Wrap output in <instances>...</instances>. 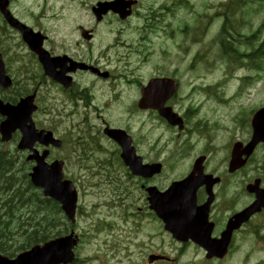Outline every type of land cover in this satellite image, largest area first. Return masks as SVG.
I'll return each instance as SVG.
<instances>
[{
	"label": "flooded vegetation",
	"instance_id": "flooded-vegetation-1",
	"mask_svg": "<svg viewBox=\"0 0 264 264\" xmlns=\"http://www.w3.org/2000/svg\"><path fill=\"white\" fill-rule=\"evenodd\" d=\"M15 2L16 0H10L12 12L15 16L25 19V11H21ZM142 6L143 0H139L134 13L140 12L143 18H156L158 26H148L146 23L144 26L127 27L126 22L130 18L123 21L115 13H109L101 21L93 19L91 25L84 27V30L88 31L84 38L81 25L71 30L59 26H53L47 30L39 25H33L35 29L44 31V46L51 56L60 58L55 66V74H60L66 69L67 75L71 77L72 82L68 87L63 84L62 78L47 75L38 56L31 51L28 53L24 51L25 56L14 53V56L6 57L8 63L13 61L20 64L17 70L20 74L23 71L25 80H33L27 87H32L37 92L38 103L49 104V96L44 95V91H48L52 98L51 104H56L61 111L68 112L70 104L66 99L70 95L79 99L84 108V198L91 200L85 206L91 211L98 210L97 213L91 214L92 216L108 218L110 209L107 210L108 203L105 198L108 197L109 191L115 188L117 205L109 217L118 220L119 227H125L131 222L141 226L143 218L151 221L153 212L148 204L146 188L152 185L160 188L161 185L157 181L158 175L144 178L131 174L122 161V148L119 142L105 134V129L124 128L132 136L133 145L137 154L142 157L143 163H153L159 160L152 158L154 128L151 120L153 116L178 136L198 133L201 124L200 120L194 122L190 118L188 109L183 110V106L179 108L183 86L178 79L179 76L177 77V67L169 73L166 62H157L155 48L144 45L151 39L155 30L157 32L154 38L163 40L162 34L166 32L167 26L161 23L160 14H146L141 11ZM50 8L53 7L50 6ZM65 8L66 6H63L61 10ZM7 26L1 18L0 41L9 40V36L17 38L19 35L14 32L10 35ZM10 46L16 49L15 45ZM22 46L25 48L24 44L18 45V48ZM139 50L141 54L147 55L148 60L142 58V63L133 65ZM62 58H65L64 62L61 61ZM71 58L83 62L84 66L74 67V61ZM144 90L151 95L149 100L156 96L167 97L165 106H171L181 114L184 119V129L180 131L176 126H170L152 108H140ZM137 112L145 114L148 121L141 122L139 126H135L134 123L127 124ZM122 116L130 119L122 124ZM240 125L248 128L247 119H241ZM247 135L246 132L241 140L245 141ZM260 145L262 144L258 146ZM202 155L206 157L204 173L220 178V182L213 187L215 200L210 208L209 221H205V227H210L211 224V235L214 238H220L226 232L227 257L237 260L239 264H247L246 258L254 251V248L264 246V218L252 217L248 221L236 223L234 215L249 205L250 195L247 188L250 183L260 179V185L264 187V156L258 152L256 157L252 159V155L244 166L231 171L230 160L225 161L226 164H222L220 168L212 167L208 142L198 157ZM198 157L186 159L185 155L181 156L179 161L185 162L186 166L180 179L185 178L193 170ZM199 172L200 169L196 171L197 176L200 175ZM241 195L244 199L247 198V201L240 206L234 203V199ZM207 198L206 185L202 184L198 189V203L203 204ZM229 223L230 227H228ZM181 246H193L199 252L205 253L203 248L191 241ZM149 247L153 248L150 244ZM136 249L143 250V245H137ZM155 251L156 254L166 255L163 252V246L156 247ZM160 261L166 260H158L153 264Z\"/></svg>",
	"mask_w": 264,
	"mask_h": 264
},
{
	"label": "rangeland",
	"instance_id": "rangeland-1",
	"mask_svg": "<svg viewBox=\"0 0 264 264\" xmlns=\"http://www.w3.org/2000/svg\"><path fill=\"white\" fill-rule=\"evenodd\" d=\"M46 0H17V7L21 11H25L26 6H29L31 3H35L34 6V13L26 14L25 20L29 22L32 25H39L47 30H50L53 26H59L60 28L71 30L73 27L84 23L86 20L91 19V13L89 10L88 4H90L91 0H81L84 2L83 5H79L77 3H74L71 7L61 10L63 6L69 5L68 0H47L46 5H50L53 7L52 9L49 6H46L43 8V5L46 3ZM245 0L241 1H233L238 2L240 4V8L238 10V13L236 14V17L238 19V22L243 26L240 30L245 35H250L256 31H258V35H256L255 39L257 38L260 42L264 39V2H252L249 3L248 1L244 2ZM264 1V0H261ZM45 2V3H44ZM182 3L188 4L193 11H189L188 9L183 8ZM168 4L170 7L168 9H164L163 5ZM227 4H230V0H143V6L141 7V11L149 14V13H158L160 14V20L163 22H167L168 24H173V27L171 30H168L166 33L162 34L164 37L163 40L161 39H155V32L151 35V42L149 44V47L153 46L155 48V51L157 53L156 60L158 63L166 62L168 64V70L169 73L172 72L174 67L180 66L182 62V55L183 53L187 54V51L185 46L188 45L190 42L192 43L191 46V52L194 53L197 50L203 51L207 45L210 46V56L211 58H216L218 55V48L214 42L221 41V31L224 24L225 16L223 14V11L226 10ZM251 5H254L251 6ZM246 6V12L243 11L242 7ZM42 11L43 16L38 18L36 15L39 14ZM227 9V13H228ZM199 13H205L207 15H211V18H207L203 16V19H200V22H204L205 28L201 31L200 28L196 27V19L198 18ZM204 15V14H203ZM210 21V23H209ZM151 22L150 18H143L140 16V12L134 14L126 23L127 27H133L135 25L144 26L146 23ZM199 22V24H200ZM209 23V24H208ZM186 24L190 25L192 30L189 31V28L186 26ZM195 26V27H192ZM181 27H184V33L180 31ZM232 35L228 37L230 40H233V37L235 39V43L241 42V37H237L235 32L230 30ZM203 36V40L200 41V43H195L196 39H201ZM10 39H5L1 42L2 48H8L9 54L8 56L11 57L14 54V48L10 47V45H15L18 43V39L13 36H9ZM154 38V40L152 39ZM191 39L190 41L188 39ZM197 41V40H196ZM258 42V44L260 43ZM257 44V45H258ZM146 45V42L144 43ZM208 48H206L207 50ZM16 51L18 53H21L25 56V53L23 50L19 49L16 46ZM212 60V59H211ZM6 61V59H5ZM200 63H196L194 76L198 77V90H201L200 85H204L205 82H203V79H213V80H219L222 77L226 76L228 73V66L227 64L221 65L215 63V64H207L205 63V68L198 70V66ZM19 63H13L11 62L9 64L10 66V72L13 73L17 78H20L21 75L18 72V66ZM234 75V79H231L230 82H224V91L226 93H233L236 89V80L235 76L237 75H245L247 73H251L248 70H245L244 68H238L232 71ZM181 78V80L186 79L184 83V89L185 84L188 82V79L190 78V74L183 72L182 74H178L177 77ZM262 78L258 80L257 82H253V86L250 87V82H248L246 85L243 83L241 88L243 89L242 95L243 97L240 99V102H233L232 104L228 105V101L223 103H215L211 102V107L214 110V113L212 114L211 124H214V122H217V127L210 131V134L212 135L214 139V143L218 141V144L216 145V150L212 154V167L214 168H220L222 164H226L224 160H220L224 155V146H225V140H227V137L230 134L231 127H233V115L238 107L246 106L245 113L243 114L244 118H250L252 111L259 107L260 104H264V71L261 72ZM22 78V77H21ZM23 79V78H22ZM240 82L242 80H239ZM238 81V82H239ZM248 88V94L246 95L244 88ZM212 92L217 94L215 89L210 88ZM44 95H48L50 100L48 101L49 104H51L52 98L48 91H44ZM218 96V94H217ZM199 100L196 97H190L185 98V104L193 105V107L198 106L196 109L199 110L200 104L198 103ZM259 103V104H258ZM40 110H38L34 114V120L38 127L42 126L44 128H50L54 126V122L52 118V115L46 114L43 110L42 104L38 103ZM248 105V106H247ZM208 105H204L199 110V115L201 117H204L206 115L203 114L202 110L204 107ZM121 112V111H120ZM53 115H56L54 112H52ZM131 116V115H129ZM128 116V117H129ZM127 117V116H126ZM72 120H75L76 122H81L84 124V111H81L79 109V112H77L74 116H71V118H65L63 121H60L58 123V128H56V134L58 137H62L66 131L70 134L73 133L76 129L71 126ZM152 123V122H151ZM162 134L163 135V142L161 143V146L156 147L152 150V158L160 157L164 160H166L167 164V170L166 174L163 178L158 179V183L161 185H166L172 180H175L184 170L186 164H182L179 162H174L173 160L176 159L177 155H183V152L180 150V147L178 145L177 141H180L181 138H176V135L172 134V138L176 140V142L170 141L171 134L165 133L163 128L160 127L158 130L153 131V138L156 139L158 136ZM206 142V138H202L200 140V145L198 149H195L191 151L192 154H195L197 150L203 148L204 144ZM4 148L13 149L15 148L13 144H6L4 145ZM263 148L260 147L259 150ZM57 155L66 157L68 154V148H64L61 150H54L53 154L49 157V161L53 160L54 158H57ZM102 157L104 156L103 154ZM60 158V157H58ZM67 158V157H66ZM65 175L67 178L74 177L77 178V175L80 176L81 179H84L83 173L75 165V163L71 160H67L65 165ZM69 176V177H68ZM78 192H79V206L88 205L90 203L89 198H84V187L81 185V182L77 179V182L75 183ZM99 221H105L108 223H111L114 226V230L112 232H100L98 235L102 237V235L105 234H119L120 232L117 230L116 226L119 224L118 220H116L114 217L104 218V217H90L88 219L84 218V215H77V228L76 231L78 233H84V230L86 232H91L93 230V225L96 222ZM142 226L139 229V237L138 239L140 241L146 239V235L156 234L160 235L157 238L153 239V243L157 244H163L165 248L164 251L168 252V255L175 258L174 263L169 264H236L233 261H225V262H218L216 260L214 261H208V259L204 256L203 253L199 252L195 247L193 246H185L181 250V244L176 242L169 233L165 232L163 227L157 228L155 222H153L151 225L148 226V219L143 218L142 219ZM138 230V229H137ZM122 233V232H121ZM128 241H131V247L130 250L133 252H129V250H124L125 247L130 246V243H127ZM125 241V239H120L118 244L122 247L120 251H118L116 254H110L109 256H104L102 253V244L100 242L96 241H90L87 242L83 240L81 245L77 249V253L79 257L83 259H87L86 264H148L147 263V255L148 253H140L138 254L135 248V244L133 240L129 239ZM111 250V249H110ZM130 254L129 256H126V254Z\"/></svg>",
	"mask_w": 264,
	"mask_h": 264
},
{
	"label": "water",
	"instance_id": "water-1",
	"mask_svg": "<svg viewBox=\"0 0 264 264\" xmlns=\"http://www.w3.org/2000/svg\"><path fill=\"white\" fill-rule=\"evenodd\" d=\"M8 3V0H0V9L4 13L5 18L13 27L18 28L22 32L24 40L29 44L30 49L38 54L46 73L49 75L53 74L54 64L49 52L42 48V36L36 34L30 27L15 18L8 9ZM134 3L136 1L115 0L112 2H99V8L96 9V13L98 17H101L108 9H113L124 18L131 14V7ZM11 85L12 79L6 73L2 54L0 53V86L9 88ZM34 97L35 95H30L21 98L16 104L6 103L0 99V114L5 117L0 123L2 140L8 141L15 131L18 129L21 131L22 138L18 148L32 150L33 154H30L28 159L36 161L30 173L33 184L43 187L46 195L59 200L68 217L74 221L77 193L72 182L63 179L64 162L56 160L49 165L45 161L49 151L46 150L40 155L34 149L36 142L61 146V141L54 138L52 131L38 130L36 128L32 120V114L36 110ZM162 114L170 118L169 113L162 112ZM170 120L175 123L172 119ZM253 125L257 131L258 138L264 140V108L255 115ZM256 142L257 140L253 139L252 145ZM123 156L126 163L134 168L132 164L134 157L129 148L124 150ZM151 168L152 171L149 168V175L161 170L160 165H154ZM142 174L148 175L145 172H142ZM197 188V185L182 186L181 182H176L165 193H159L156 188L150 189V200L153 209L164 219L166 228L172 231L179 240L185 241L190 237L195 238L196 232L193 228L197 221L195 215ZM210 202L211 200L205 204V208L210 206ZM261 205H264L263 196H259V200L251 206L252 210L249 215L256 210V207L259 209ZM206 217L207 215H205ZM78 240L79 237L72 231L66 236L50 240L43 245H36L30 250L19 254L16 258H9L0 253V264H68L75 258L73 248L77 245ZM225 248V243L217 248V256L224 257ZM213 254H209V256L211 257Z\"/></svg>",
	"mask_w": 264,
	"mask_h": 264
},
{
	"label": "trees",
	"instance_id": "trees-1",
	"mask_svg": "<svg viewBox=\"0 0 264 264\" xmlns=\"http://www.w3.org/2000/svg\"><path fill=\"white\" fill-rule=\"evenodd\" d=\"M264 50V46L260 50ZM0 96L16 101L0 87ZM32 164L0 148V251L9 256L68 231L60 205L30 181ZM81 262V259H76Z\"/></svg>",
	"mask_w": 264,
	"mask_h": 264
}]
</instances>
